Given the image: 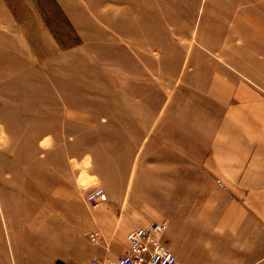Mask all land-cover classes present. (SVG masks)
<instances>
[{
	"label": "rangeland",
	"instance_id": "374dc122",
	"mask_svg": "<svg viewBox=\"0 0 264 264\" xmlns=\"http://www.w3.org/2000/svg\"><path fill=\"white\" fill-rule=\"evenodd\" d=\"M8 1L31 50L0 60V262L25 264L8 211L127 173L156 109L160 123L168 99L193 103L215 71L223 53L205 46L248 45L221 37L237 25L264 30V0Z\"/></svg>",
	"mask_w": 264,
	"mask_h": 264
},
{
	"label": "crops",
	"instance_id": "0c3cea01",
	"mask_svg": "<svg viewBox=\"0 0 264 264\" xmlns=\"http://www.w3.org/2000/svg\"><path fill=\"white\" fill-rule=\"evenodd\" d=\"M237 26L221 37L248 36V45L205 46L223 54L198 79L197 100L168 99L172 115L160 123L156 109L127 173L102 176L97 203L61 193L57 203L50 195L38 209L8 211L16 260L103 264L126 250L129 229L166 219L161 238L179 264H264V30ZM29 28L0 0V60L17 45L31 50Z\"/></svg>",
	"mask_w": 264,
	"mask_h": 264
},
{
	"label": "built area",
	"instance_id": "2783aa9c",
	"mask_svg": "<svg viewBox=\"0 0 264 264\" xmlns=\"http://www.w3.org/2000/svg\"><path fill=\"white\" fill-rule=\"evenodd\" d=\"M102 192L100 186H94L86 193L85 199L95 204L101 199ZM166 226V219H161L129 229L126 233V250L103 264H179L175 254L161 238ZM88 236L92 241H97L101 233L92 230ZM92 264H99L96 258H93Z\"/></svg>",
	"mask_w": 264,
	"mask_h": 264
}]
</instances>
